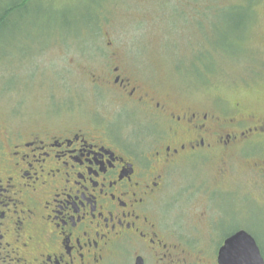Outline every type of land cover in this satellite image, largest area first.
<instances>
[{
    "label": "flooded vegetation",
    "instance_id": "flooded-vegetation-1",
    "mask_svg": "<svg viewBox=\"0 0 264 264\" xmlns=\"http://www.w3.org/2000/svg\"><path fill=\"white\" fill-rule=\"evenodd\" d=\"M100 83L113 89L127 119L85 117L66 99L49 105L53 118L27 126L0 112V264H192L176 230L164 225L171 174L187 170L179 189L191 184L207 204L209 190L243 185L245 155H264L244 149L264 147V117L243 103L179 102L116 66ZM60 86L64 95L67 85ZM209 162L212 176L198 178ZM249 169L248 186L264 189V157Z\"/></svg>",
    "mask_w": 264,
    "mask_h": 264
},
{
    "label": "rangeland",
    "instance_id": "rangeland-1",
    "mask_svg": "<svg viewBox=\"0 0 264 264\" xmlns=\"http://www.w3.org/2000/svg\"><path fill=\"white\" fill-rule=\"evenodd\" d=\"M20 1L0 0V112L13 125L53 118L49 105L64 99L82 116L122 122L125 105L94 84L112 66L179 102L243 103L264 117V0H33L13 9ZM237 5L244 9L220 11ZM256 148L244 146L264 151ZM260 157L245 155L243 185L209 190L207 204L191 184L179 189L187 170L171 174L164 225L176 230L192 264L216 263V249L240 228L264 250V189L248 186L250 163ZM210 164L198 178L212 176Z\"/></svg>",
    "mask_w": 264,
    "mask_h": 264
},
{
    "label": "water",
    "instance_id": "water-1",
    "mask_svg": "<svg viewBox=\"0 0 264 264\" xmlns=\"http://www.w3.org/2000/svg\"><path fill=\"white\" fill-rule=\"evenodd\" d=\"M217 263L264 264L255 239L245 230H239L223 240L218 249Z\"/></svg>",
    "mask_w": 264,
    "mask_h": 264
},
{
    "label": "trees",
    "instance_id": "trees-1",
    "mask_svg": "<svg viewBox=\"0 0 264 264\" xmlns=\"http://www.w3.org/2000/svg\"><path fill=\"white\" fill-rule=\"evenodd\" d=\"M28 1H33V0H21L18 4H16V5H14V7H13V9H15V8H17V7H22V5L24 4V3H26V2H28ZM241 8H243L242 6H239V5H237V6H232V7H230V6H228L227 8H224V10H227V9H231V10H237V9H241ZM8 11V10H7ZM9 11H11V9H9ZM7 14V13H6ZM5 17V15H3L2 16V18L0 19V21L3 19ZM1 24V23H0ZM1 26V25H0ZM240 36H238L237 38H239ZM242 37V36H241ZM240 37V38H241ZM239 38V39H240ZM233 40H235V39H233ZM236 41V40H235Z\"/></svg>",
    "mask_w": 264,
    "mask_h": 264
}]
</instances>
